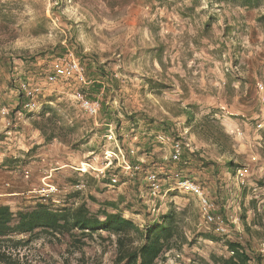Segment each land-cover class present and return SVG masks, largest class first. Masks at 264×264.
<instances>
[{"label": "rangeland", "instance_id": "rangeland-1", "mask_svg": "<svg viewBox=\"0 0 264 264\" xmlns=\"http://www.w3.org/2000/svg\"><path fill=\"white\" fill-rule=\"evenodd\" d=\"M114 1L110 7L105 0H0V103H9L17 95L22 100L20 82L37 83L43 88L37 95L40 108L46 104L56 108L63 121L77 125L75 137L84 141L71 147L53 142L47 151H34L37 155L28 159L20 154L19 166L15 168L17 184L7 181L1 186L31 196L45 184H53L57 187L53 195L60 196L75 189L71 183H79L83 185L82 197L91 193L101 201H118V209L137 223L160 218L171 208L187 207L183 226L187 242L180 252L167 253L161 262L203 264L210 253L228 254V237L216 234L203 220L192 192L175 188V173L200 185L204 194L224 209V216L235 214L240 219L238 207L241 203L246 207L253 199L264 220V106L259 102L252 76L255 61L264 56V51L260 46L248 54L242 46L244 36L251 31L249 26L242 28L239 42L232 33L237 25L238 30L241 28V22L236 20L242 13L254 18V39L258 42L257 35H264V18L257 20L264 15V0L249 10L240 6L238 0ZM206 22L209 27L204 31ZM225 22H230L227 37L223 35ZM160 43L164 46L162 64L157 57ZM68 51L80 58L92 81L85 90L94 99L111 105L110 120L85 114L70 98L72 82L46 83L45 75L52 71L56 59ZM247 62L251 79L242 89L245 96L237 98L233 81L241 77L238 71ZM97 66L106 78L100 76ZM260 76L258 80L264 82V69ZM159 79L166 87L150 90V84ZM175 103L194 105L197 118L211 114L231 132L232 152L220 154L216 146L194 136L186 127L185 118L173 115L166 107ZM243 107L247 112L242 115L239 111ZM123 109L135 121H130ZM251 113L260 118H244ZM234 118H242L243 127L234 126ZM1 122L0 153L11 165L12 157L24 152L26 137L13 134L11 128L8 132ZM257 122L263 126L257 128ZM109 126L114 139L104 137ZM236 128L242 130V137L234 135ZM158 132L188 143L178 162L163 159L170 153L171 145L158 143ZM247 139L251 140L247 142L250 146L243 150L241 144ZM122 155L131 171L123 167ZM202 159L210 164H202ZM229 159L234 163V173L226 167ZM150 170L157 171L161 186L155 195L150 194L146 180ZM112 175L117 179L114 184ZM28 190L31 191L26 193ZM88 204L97 206L90 201ZM257 244H252L254 251ZM109 246L90 241L84 246L83 259L78 261L71 256L68 264H109ZM170 257L172 260H167Z\"/></svg>", "mask_w": 264, "mask_h": 264}, {"label": "trees", "instance_id": "trees-1", "mask_svg": "<svg viewBox=\"0 0 264 264\" xmlns=\"http://www.w3.org/2000/svg\"><path fill=\"white\" fill-rule=\"evenodd\" d=\"M59 1L61 2L62 0ZM105 1L110 7L115 5L114 0ZM260 1L238 0L239 5L248 10L258 6ZM225 2L227 3V0ZM260 18H264V15L259 16L257 20L261 21ZM224 26L223 35L226 36L230 28L227 25ZM208 27L209 22H206L203 30L206 31ZM163 48L164 46L160 43L157 48L159 64L162 62ZM96 68L100 69L101 67L97 66ZM100 76L102 78L107 77L101 69ZM155 82L150 84V90H159L166 87L164 81L160 79ZM89 85L81 90L89 100H94V96L85 90ZM166 107L173 115L183 116L186 120V127L190 128L193 135L206 143L216 146L218 153L226 154L232 152L231 132L227 131V129L225 130V127H222L219 122L212 119L211 114L208 113L197 118L193 111L196 107L190 104L182 106L179 103H175ZM110 111L111 105H105L100 101L98 116L100 115L99 117L108 121L110 120ZM123 114L129 116L130 121H135V117L124 109ZM28 115L30 116L31 125L39 131L45 144L56 142L71 147L79 146L84 142L82 138L75 137L77 125L63 121L62 115L58 113L56 108L46 104L38 112ZM159 124L165 127L160 121ZM30 150L25 154L29 155ZM194 150H192L193 153L195 152ZM206 163L202 159V164ZM225 164L232 173L235 172V166L231 159ZM76 184L79 183H71L74 186ZM64 195L65 201L60 207L53 205L52 197L45 201L43 197H38V201L28 208L16 211H12L8 204L0 202V263L27 264L20 259L19 250L32 239L40 237H45L49 242L64 240L66 242L64 248L67 255L75 252L81 253L78 261L83 258V248L89 245L90 241L98 240L101 244L108 243L113 245L114 248V257L111 264H157V262L167 257V253L180 252L183 243L187 242L183 229L188 212L187 207L181 209L171 208L168 212L163 213L157 222L147 223L144 228H141L132 218L126 217L122 211H118V201L103 200L100 202L93 194L88 193L86 197H81L75 204V201L81 196L80 189H72ZM88 201L99 206L96 210H92ZM248 207H255L253 199L248 202L246 207L243 203L238 207L242 232L240 237L237 232H233L225 240L228 254L218 255L210 253L208 261H203V264L261 263L260 257L254 251L252 244L255 241L263 240V233L253 229L251 227L252 223L246 224L244 219L245 211ZM218 210L225 215L221 206L218 207ZM258 220L260 223V216ZM102 232H105V235ZM63 262L68 264L69 260L65 259Z\"/></svg>", "mask_w": 264, "mask_h": 264}, {"label": "crops", "instance_id": "crops-1", "mask_svg": "<svg viewBox=\"0 0 264 264\" xmlns=\"http://www.w3.org/2000/svg\"><path fill=\"white\" fill-rule=\"evenodd\" d=\"M241 10V9H240ZM242 11V10H241ZM241 15L238 16L236 22L239 23L241 22V28L238 30L239 25H237L235 28L233 29V34H235V39H237V42H239V38H240V32L243 31V29L249 28L251 29V31L247 32V35L244 36L245 39H243L245 41V45L242 44V46H244L245 48H247V52L248 54H252L255 53V51L261 46L263 50L264 48V35L263 34H259L260 36L257 35L258 42L254 39V33H257V28L254 26V18H250V16H246V15H242V13H240ZM229 21V18L228 20ZM233 22L235 21L232 20ZM227 23L230 22H225V25H227ZM243 28V29H242ZM255 30V31H252ZM241 39V38H240ZM259 43V46H258ZM255 50V51H254ZM253 57V56H251ZM255 58V57H253ZM244 67L242 69V71H238V74H241V77H237V79L235 81H233V88H235L233 91L237 98L241 96H245L244 92H242V89H245L247 85V81L249 79H251L249 77V71H250V63L247 62L243 64ZM255 65H256V69L254 71V74L252 75L255 78L254 84L258 81V78L261 77L260 76V70L264 69V56L261 57L260 59L255 61ZM260 79V78H259ZM263 81V80H262ZM241 100L244 101V99L242 98ZM260 102V101H259ZM21 103L22 100L19 97V95L12 97L9 101V103H7L6 101H4V103L2 104H6L2 105L0 103V122L3 121L4 125L1 127H4L5 129L8 128V130L14 129L12 130L13 134H18L19 137L21 136H25V147H24V152L23 153H18V155L15 157H12L13 161L11 163V165H8V161H7V157H5L6 155H4L3 153H0V169H3L2 173L0 172V202L8 204L11 208L12 211H16L18 209H26L28 208L30 205H32L34 202L38 201L37 197L35 196H29V195H24V192H19L18 190H6L5 187L1 186L2 183L4 182H10L14 184H17L15 182V179L18 177L17 176V172L15 171V168L19 166V158H17L18 156H21L20 154H23L25 156H27V159L33 156H36L37 154L35 152H37V150L39 151V153L41 151H47V149L49 148L50 144H45L43 142L42 137L40 136V133L37 129H35L31 123H30V116L27 115L26 113L23 112L22 108H21ZM261 106V105H260ZM262 108H260V110L262 111ZM242 115L245 114L243 112H247L246 108H241V110L239 111ZM231 114H236V113H231ZM250 113H247V115ZM264 117V115H262ZM263 117L261 118V120H263ZM245 119H259L260 115L259 114H252L244 117ZM239 119V120H238ZM234 120L236 122L232 123L234 126L238 127L241 126L242 124L240 123L243 122L242 118H234ZM239 121V123L237 122ZM233 122V121H232ZM2 123V122H1ZM259 123V122H257ZM262 124L264 125V121L262 122ZM261 124V125H262ZM19 127V129H18ZM16 138V137H15ZM251 140L247 139V141H244V144H241L243 146V150H244V146L249 147V143ZM259 144V142L257 143ZM241 147V146H240ZM32 149V150H30ZM30 150V154L27 155L25 154L27 151ZM35 151V152H34ZM31 190H28L26 193L30 192ZM23 196V197H20ZM53 195L52 196V201H53V205L55 207H60L61 205H63L64 201H65V195ZM82 197L79 196L78 199L75 201V204L79 201V199ZM86 197V195H85ZM16 199V200H15ZM100 202H102L101 200H99ZM14 203V204H12ZM99 205L97 204L96 208L91 207L92 210H96L97 207ZM255 206V205H254ZM263 208V213H264V204L261 206ZM119 208V207H118ZM261 209L259 207H248L245 211V221L246 224H251L252 223V228L255 230H258L260 233H263L264 231V220L263 218H261V222L259 223L258 219L259 216L261 215ZM118 211H120L118 209ZM121 212V211H120ZM126 217H128L127 214H125L124 212H122ZM131 215H136L134 213H131ZM131 217V216H130ZM133 218V217H131ZM134 220V219H133ZM157 219H153V220H144L142 221L143 223H137L141 228H144L146 226L147 223H154L157 222ZM242 225V223H240ZM262 224V225H261ZM103 235H105V232H102ZM20 237V236H17ZM262 239V238H261ZM256 242V241H255ZM258 243H264L263 240L258 241ZM258 245V244H257ZM66 246V242L64 240L61 241H53V242H49L47 241V239L45 237H40L38 239H32L27 245H25L23 248H21V250H19L20 252V259L22 261H25L27 264H46L47 262H53L54 264H63V260L68 259L70 260L72 257L71 256H75V259H79L78 257L81 255L80 252H75L71 255H67V253L65 252V247ZM112 252V256H111V260L109 261V264L112 263V259L114 257V248L113 245L109 246ZM83 252H84V248H83ZM85 254V253H84ZM83 254V255H84ZM67 256L69 258H67ZM171 256V255H170ZM84 257V256H83ZM83 258H81L82 260ZM76 260V261H77ZM167 260L171 261L172 258H168ZM161 261H159L157 264H160ZM3 264V263H0ZM161 264H168L165 262H161Z\"/></svg>", "mask_w": 264, "mask_h": 264}, {"label": "built area", "instance_id": "built-area-1", "mask_svg": "<svg viewBox=\"0 0 264 264\" xmlns=\"http://www.w3.org/2000/svg\"><path fill=\"white\" fill-rule=\"evenodd\" d=\"M264 51V48H263ZM227 69V68H226ZM45 81L48 84L68 81L72 82V87L69 88V95L72 101H74L85 114L90 117H96L100 110V101L98 99L89 100L83 93L82 88L89 85L91 80L86 75L85 65L80 61V58L77 57L73 51H68L61 57L56 59V62L53 65L52 71L48 72L45 75ZM255 89L259 98L260 103L264 106V82L258 80L255 84ZM43 90L41 86L37 83L31 84L26 81L19 83V91L22 96L21 108L24 113L31 114L36 113L40 110V102L37 98V95ZM257 128L262 127L260 123L257 124ZM108 131L104 134V137L107 139H114V132L112 128L107 129ZM10 130H8L9 132ZM7 132V133H8ZM234 135L238 137L243 136V132L240 128H236L233 131ZM155 139L160 144L169 143L171 145V150L168 155L163 157L164 160L178 162L181 158L183 150L186 147H189L188 143L177 139L165 132H158L155 135ZM190 149V148H189ZM133 152V150H130ZM123 167L131 171L132 167L130 164L123 159ZM137 168V167H135ZM175 177V188L182 190L184 192H192L198 199L199 210L203 220L208 223L213 231L220 235L229 237L231 233L237 232L240 237L242 229L240 226V219L235 214H230L224 216L218 210V205L210 200L203 192V189L200 185L195 184L194 182L181 178L177 173L174 174ZM112 184H114L117 179L114 175L110 178ZM146 180L148 182L150 194L155 195L159 192L161 187L158 182V176L156 170H150L146 173ZM240 183H243V179H239ZM75 189H80L83 187L82 184H76ZM57 191V187L53 184H45L43 188H40L34 191L35 197H43L45 201L49 197H52L53 194ZM257 254L260 257V264H264V243H259L256 249ZM178 256V255H177Z\"/></svg>", "mask_w": 264, "mask_h": 264}]
</instances>
